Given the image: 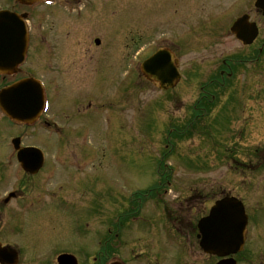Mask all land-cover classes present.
Segmentation results:
<instances>
[{
  "label": "rangeland",
  "instance_id": "374dc122",
  "mask_svg": "<svg viewBox=\"0 0 264 264\" xmlns=\"http://www.w3.org/2000/svg\"><path fill=\"white\" fill-rule=\"evenodd\" d=\"M169 2L172 0H114L105 15L91 21L92 29L83 32L81 48L87 55L84 69L88 76L100 71L98 63L109 44H113L111 39L116 38L114 69L100 77L97 94L92 98L94 103H104V108L72 122L73 127L79 123L91 130L79 141L87 145L86 150L97 154L92 166L84 165L82 172L58 171L54 164L57 157L81 164L91 155L64 154L54 145H67L69 141L62 143V136L48 138L41 131L29 129L32 134L24 138V143L42 147L47 152V162L36 175L26 176L7 158L12 152L7 147L9 138L23 130L11 126L0 114V198L26 183L29 191H23V197L29 205H37L42 192L57 195L63 182L96 178L98 196L103 199L99 201L97 223L82 216L87 224L82 235L78 230L81 206L92 196L86 189L81 199L70 195L78 188L69 193L62 190L67 200L78 205L64 203L57 218H47L52 212L45 206L36 213L20 212L24 217H20L16 230L11 228L10 206L1 204L0 237L18 243L23 257L19 264H51L46 257L52 259L58 250L78 252L80 241L91 244L95 229L103 240L121 206L130 200V210L135 211L140 202H145L144 194L149 189L161 195L169 181L173 188L167 198L163 197L165 201L189 188L211 203L224 195L238 197L248 214L247 243L244 252L234 257L238 264H264V56L252 74L254 65L244 62L243 68L235 69L230 83L226 80L227 86L218 88L215 82L207 86L217 88L203 89L211 77H221V58L239 59L244 51L228 26L248 6L247 0H177L173 5ZM252 14L255 18L256 14ZM32 16L27 23L31 47L24 71L29 68L30 73L46 82L50 91L47 114L62 123V113L72 110L68 102L76 96L62 91V9L34 7ZM110 32L120 35L111 36ZM94 37L100 38L98 46L92 41ZM125 47L130 52L129 67L122 56L123 49L127 54ZM158 48L174 52L181 72L175 87L166 91L142 77L139 70L140 62ZM13 79L0 77V88ZM202 93L204 98L213 96L215 102L206 110H194ZM53 170L57 171L55 177L51 176ZM36 182L41 183V190L34 185ZM113 194L123 203L113 199ZM90 244L87 250L89 256L92 252L94 256L96 249ZM34 245L43 249H31ZM106 248L98 253L103 264L124 257L122 248L115 249L114 254L113 248ZM28 256H34L35 261L28 262ZM84 260L83 254L80 264H86ZM216 260L211 257L210 264Z\"/></svg>",
  "mask_w": 264,
  "mask_h": 264
},
{
  "label": "flooded vegetation",
  "instance_id": "af4514ba",
  "mask_svg": "<svg viewBox=\"0 0 264 264\" xmlns=\"http://www.w3.org/2000/svg\"><path fill=\"white\" fill-rule=\"evenodd\" d=\"M174 2H177V0H172V2L169 3L173 5ZM254 2L255 0H247V7L249 8L246 7L243 11H241L240 14L235 16L234 20L245 16V23L249 25L252 23L256 24L258 34L250 45H243L241 42H239L241 50L245 51H241L242 53L240 54L239 59L228 58V56L221 58V69L219 70V75L221 78L225 77L226 79L227 77L230 79L236 72V68H238V66L243 68L244 62L254 65L250 71L252 74V70H255L254 68L257 66L260 57L264 56V27L261 26V23H264V16L262 15L261 10L254 6ZM113 3L114 0H50V3L48 4L32 3L30 5H25L20 3L19 0H0V10L5 9L18 15L24 14L26 17V23H29V20L33 17L32 15L34 7H58L62 9V91L64 93H69L72 97L76 95L75 97L70 98L68 102V108H72V110H69L67 113H62V123H59L54 115L50 116V114H47L49 111L50 91L44 80L43 84L46 94V108L44 111L39 113L37 118H35L32 123L9 120L5 118L0 110L2 117L6 119V121H8L11 126L23 130L12 137L20 136L22 139L32 134V132H29V129L38 130L48 138H51L52 136H62V143L64 141L68 143L69 141V144L67 145H54L55 150L62 149V153L64 154L85 152L86 154L91 155L90 159L84 161L81 164L76 161L66 159L62 160V158L57 157V160L54 161V164L57 166L58 171H62V169L67 171H76L79 169L80 172H82L84 165L92 166L94 163V158L97 157V154H94L92 150H86L84 148V146H87L86 144H82L79 141L82 136L87 135L91 130L85 128L84 125L79 123L78 126L73 127L72 122L77 117L88 118V115L91 116L93 113L100 112L104 108L102 107L104 106V103H94L92 98H94V96L97 94L96 89L100 77H103V75L111 72L112 69H114V62H116L114 55V51L116 50L114 47L116 46V43L114 39L116 38L113 37V39H111V42L114 45L112 44V46L109 44L110 47H108V49H106L102 55L101 63H98V67L100 65V71L97 69L90 76H88V71L84 69V59L87 55L85 50L81 48V44L83 42L82 36L85 34L83 32H88L92 29L91 21L101 15H105L107 9L112 8ZM251 5H253L254 9ZM252 12L256 14L255 18ZM229 28L230 25L228 26V29ZM29 30L30 27L28 25V46L24 63L19 67V70L15 74L0 75L1 78H14L11 82H8V84L22 78L35 76V73L29 72V68L28 72L24 71V67L27 65L29 60L31 47ZM109 34L113 36V34L118 33L110 32ZM89 39H91V37H89ZM95 39H98L99 43H95ZM92 41L95 46L100 44V38L98 37H94ZM125 50L127 51V54L124 53L123 49L122 56L126 58L125 61L128 63L129 67L130 52L126 47ZM86 52H89V49H86ZM119 61L120 59L116 65H119ZM32 67L34 66L32 65ZM86 78H89V80ZM225 79L223 82L218 83L221 87L224 86ZM203 100L204 98H201L197 101L196 105L198 106H195L194 110H205V108L201 105ZM28 145L29 144H22V146ZM44 153L47 156V152L44 151ZM14 156L15 153L13 151L7 158H10V161L12 160L15 162ZM46 159L47 157H45L44 165H46ZM15 164L18 167L17 163ZM44 165L35 174H27L23 172V170L20 171L26 176L32 177L33 175H36L38 172H40ZM56 175V170L51 171L52 177H55ZM23 180L24 178L22 181ZM80 181L81 180L71 181L68 183L63 182L58 186L59 188L57 195L50 194L47 192V190L46 192H42V200H40L37 205H29L30 203L25 200L23 197V191L27 192L29 189H26V187H28L26 183H20V187L11 189L14 194L9 200H6L5 198L7 193H5L2 198H0V205L3 204V206H10V209L12 210L10 211V218L12 221L11 228L16 230L19 229L20 217L22 218V216H24L20 215V212H27L28 207V210H34L35 206H42L39 208L40 210L43 208V206L48 207L49 212H52V214H49L47 218H57L58 212L63 209L64 203L69 206L78 205V203H73L67 200L65 198L66 196L62 195V190L69 193L70 191L78 188L76 191H74L78 194L72 192L70 195H74V199H81L80 195H83L84 189H86L90 191L92 196H90V200L85 202L84 205H82L83 201L80 200L82 206L79 215L78 230L82 235L85 232L84 227L87 225L86 221H84V218L89 216L90 223H93L94 221L97 223L96 217L99 212V201L101 202L103 199H100L98 196V182L96 178H91L89 181L85 182ZM34 185L39 186L40 188L41 183L36 182ZM196 191L197 190L192 192L191 188H189L188 192L182 193L181 195L176 194V196L169 198V201H165L163 197L167 198L169 195L167 194L166 190L160 195L156 194L153 189H149L148 193L144 194L147 196V198L143 200L145 202H140L135 211L130 210V200H128L124 206H121L122 208L118 209V212H116V220L113 219L110 223V226H107V236L103 240L100 239L98 231L95 229L91 244L89 242L83 243L84 241H80L79 244L81 247L78 252L74 249L67 251H62L61 249L54 253V259H49L46 257V260H50L51 264H55L54 260L56 259V256L59 253L67 252L75 256L78 264H80L83 254L85 255L84 261L86 264H103L102 259L98 258V253L100 249L107 247L109 249L113 248V254L115 253V249H123L124 257H122V259L114 257L115 260H112L118 261L121 264H210V256L205 254L198 246V231L196 230V222L202 215L206 213L210 206V202L209 198L206 199L205 196L196 194ZM116 196V194H113V199ZM44 199H48L49 202L45 203ZM115 199L122 201L120 198ZM196 200L199 202L197 203ZM41 201L43 203H41ZM148 202H150V205L147 204ZM22 207L25 208L23 209ZM83 215L85 216L82 219ZM84 223L85 225H83ZM133 227L135 230H133ZM169 227H171V229ZM40 228L42 229V227ZM45 234L46 232H44L42 235ZM76 234L78 235L77 231ZM0 244L1 246H8L17 250L19 258L16 264H18L20 262L21 253L18 251V248H16L17 242L3 241L0 237ZM88 244H90L92 247H95L96 251H94V256H92L93 252L89 256V251L87 250ZM37 247L39 249H43L41 245H34L31 249ZM103 253L104 252L101 254ZM106 254L108 257V252ZM21 258H23L22 255ZM34 259V256L27 257V260L30 263H32L31 261H35ZM111 262H108L107 260L105 264H110Z\"/></svg>",
  "mask_w": 264,
  "mask_h": 264
},
{
  "label": "water",
  "instance_id": "95a60500",
  "mask_svg": "<svg viewBox=\"0 0 264 264\" xmlns=\"http://www.w3.org/2000/svg\"><path fill=\"white\" fill-rule=\"evenodd\" d=\"M256 5L264 9V0H257ZM23 16L7 11L0 12V73H15L17 65L22 61L26 48ZM231 30L245 44L250 43L257 33L254 25L249 27L243 18L238 19ZM171 58L167 50H158L142 63L147 78L158 81L160 89L172 88L179 79V73ZM41 105L42 92L39 84L33 79L19 81L0 91V107L14 119H33ZM13 144L17 146L19 139H14ZM18 157L26 171L35 172L42 164L41 154L35 148L20 150ZM246 223L247 217L240 200L235 197H223L215 201L209 214L198 222L201 248L222 258L216 264H236L234 259L225 257L241 250L245 240ZM0 261L16 263V253L0 248ZM57 262L76 264V259L69 254H61Z\"/></svg>",
  "mask_w": 264,
  "mask_h": 264
}]
</instances>
